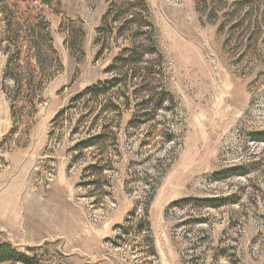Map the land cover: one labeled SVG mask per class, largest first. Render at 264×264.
<instances>
[{
    "label": "rangeland",
    "instance_id": "obj_1",
    "mask_svg": "<svg viewBox=\"0 0 264 264\" xmlns=\"http://www.w3.org/2000/svg\"><path fill=\"white\" fill-rule=\"evenodd\" d=\"M259 133L264 0H0V241L34 264H264Z\"/></svg>",
    "mask_w": 264,
    "mask_h": 264
},
{
    "label": "trees",
    "instance_id": "obj_2",
    "mask_svg": "<svg viewBox=\"0 0 264 264\" xmlns=\"http://www.w3.org/2000/svg\"><path fill=\"white\" fill-rule=\"evenodd\" d=\"M104 16V20H105ZM131 20H134L133 17H131ZM258 138L264 140V133H259ZM12 262L14 264L22 263V264H34V258L31 256H28L27 254H19L18 251L7 242H1L0 241V264L6 263V262Z\"/></svg>",
    "mask_w": 264,
    "mask_h": 264
}]
</instances>
